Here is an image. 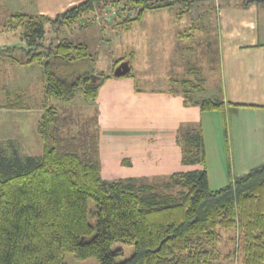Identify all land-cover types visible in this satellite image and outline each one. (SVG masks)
Masks as SVG:
<instances>
[{
	"label": "trees",
	"instance_id": "1",
	"mask_svg": "<svg viewBox=\"0 0 264 264\" xmlns=\"http://www.w3.org/2000/svg\"><path fill=\"white\" fill-rule=\"evenodd\" d=\"M173 1L81 0L53 16L21 12L6 16L3 24L22 27L21 38L31 47L22 57L14 55V46L0 48V53L7 51L11 62L21 66L37 63L44 79L45 107L37 125L41 155L27 156L21 163L0 158V264H65V252L77 259L95 258L99 264H210L221 229L237 234L241 264H264V161L233 175L227 147V183L211 189L203 132L197 126L182 132L177 142L183 163L201 167L173 172L165 184L168 191L124 179L109 182L101 176L98 113L82 119L67 107L47 104L49 97L72 100L78 88L86 101H94L102 83L126 58L113 60L112 75L92 70L62 74L60 65H80L92 53L86 42L64 37L49 51H36L32 44L43 37L46 25H71L95 14L102 15L97 22L123 17L118 23L128 29L145 12L171 8ZM180 1L186 11L204 1H210L215 12L232 1L241 7L264 5V0ZM97 26L88 21L79 25V33ZM127 59L129 71L120 77H132V57ZM187 82L190 88L204 89L200 83ZM187 101L202 112L220 113L227 143L223 101L213 97L194 101L189 94ZM89 200L96 207L94 225ZM117 243L131 247L132 253L118 260L123 250L115 248Z\"/></svg>",
	"mask_w": 264,
	"mask_h": 264
},
{
	"label": "rangeland",
	"instance_id": "2",
	"mask_svg": "<svg viewBox=\"0 0 264 264\" xmlns=\"http://www.w3.org/2000/svg\"><path fill=\"white\" fill-rule=\"evenodd\" d=\"M52 2L53 5H57L56 2L61 4L63 0H52ZM46 3L47 0H45ZM212 5L210 1L198 2L193 5L190 11H186V6L180 0H174L171 8L162 7L145 12L143 17L130 24L128 29L118 23L123 17L109 19V14L105 12L103 16L109 21L97 22V19L102 15L90 14L89 17L83 16L71 25L59 24L57 28L56 25H46L43 37L37 42H33L32 47L34 46L36 51H49V48L63 37L77 38L86 42L92 53L90 60L82 62L80 65L75 63L73 67L62 64L59 66L62 74H78L92 70L95 74L112 75L113 60L124 57L126 59L122 61H128L127 58L132 57L131 78L135 79L136 86L147 91V94L156 95L158 100L163 101L166 84L160 85L158 81L162 82L169 73H174L175 67L171 66V61L178 56L174 50H178L180 45H187V78L192 84L200 83L204 88L201 92L198 91L199 96L195 98L198 100L206 97L212 98L214 96L210 95V91L215 90L214 88L218 90L220 87L215 36L217 23L213 19L217 13ZM30 10H35V5L31 4V0H0L1 49H9L14 46L16 47L13 51L14 55L22 57L24 51L31 47L26 38H21L22 27L7 28L8 26L3 24L9 12H33ZM88 21L99 26L91 28L86 34L79 33V25ZM180 34L183 37L179 38ZM7 53V51L0 53V158L4 162L16 160L21 163L27 156L38 157L42 153L43 142L37 133V125L45 107L43 103L45 99L44 79L42 70L37 63L21 66L11 62L5 55ZM183 61L184 59H182V65ZM176 65L179 66V64ZM112 78L118 77L112 76ZM119 79L122 78L119 77ZM47 104L67 107L82 119L94 116L96 113L99 114L97 99L86 101L80 88L75 91L74 97L70 101L49 97ZM119 110L125 111L120 108ZM216 114L220 117V125L216 131L214 122V128L205 135L203 134V153L207 160L217 163L222 161L227 176L226 152L228 145L225 140L222 117L218 111ZM188 127L192 128L191 124ZM226 130L228 133L227 126ZM114 134L115 140L122 143L124 142L123 136L127 133L119 130ZM116 141H112L113 147L116 146ZM136 158L137 156L132 158L131 163L124 164L123 160L119 161V151L115 150L109 154L108 158L101 159L102 178L109 182L124 179L137 185L147 184L154 187L155 191L162 192L168 191L165 184L173 172L193 169L199 165L198 163H194V165L183 163L182 158L175 163L172 162L173 158L168 160L160 157L158 160L156 155L151 157L150 161L148 160L149 163H145V160H136ZM221 186L219 180L210 182L211 188L217 189ZM141 194L146 196L148 191H142ZM88 206L89 220L94 225L95 215L92 214L96 208L94 201L89 200ZM220 233L221 238L215 246L210 264H241L237 234H234L233 230L225 229H221ZM116 247L123 250V256L118 257V260L128 257L133 251L131 247H125L121 243H117ZM64 262L65 264H99L92 257L77 259L71 252H65Z\"/></svg>",
	"mask_w": 264,
	"mask_h": 264
},
{
	"label": "crops",
	"instance_id": "3",
	"mask_svg": "<svg viewBox=\"0 0 264 264\" xmlns=\"http://www.w3.org/2000/svg\"><path fill=\"white\" fill-rule=\"evenodd\" d=\"M80 1L63 0L53 5L52 0H47L46 4L45 0H31L35 10L30 11L53 16ZM234 3L218 6L217 16L213 18L217 23L220 87L210 91V95L225 105L230 172L239 175L264 161V5L251 3L241 7ZM174 52L178 55L171 61L174 73L158 81L160 85L166 84L163 101L141 90L131 77H109L102 83L96 98L99 149H103H100V159L108 158L117 150L119 161H126L124 164L131 163L135 156L136 160L149 163L155 155L158 160L160 157L173 158L175 163L182 158L181 145L177 143L182 132L201 126L205 135L214 128V122L218 130L217 111L202 112L197 106L188 104V94L197 101L199 90L188 86L187 45H180ZM119 130L127 133L122 143L114 137ZM206 166L209 187L215 180L223 186L227 176L222 161L207 160Z\"/></svg>",
	"mask_w": 264,
	"mask_h": 264
},
{
	"label": "water",
	"instance_id": "4",
	"mask_svg": "<svg viewBox=\"0 0 264 264\" xmlns=\"http://www.w3.org/2000/svg\"><path fill=\"white\" fill-rule=\"evenodd\" d=\"M129 63L127 60L121 61L114 69L113 75L115 77H120L129 71Z\"/></svg>",
	"mask_w": 264,
	"mask_h": 264
}]
</instances>
